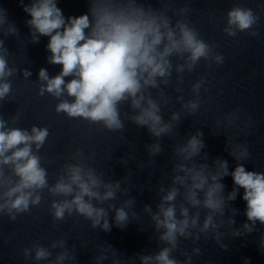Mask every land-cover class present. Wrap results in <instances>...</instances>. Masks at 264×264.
I'll use <instances>...</instances> for the list:
<instances>
[{"label": "clouds", "instance_id": "9594fccd", "mask_svg": "<svg viewBox=\"0 0 264 264\" xmlns=\"http://www.w3.org/2000/svg\"><path fill=\"white\" fill-rule=\"evenodd\" d=\"M58 0H20L23 11L30 16L25 20L29 28L30 43H39L41 37H48L46 45L47 62L59 65L60 71L49 75L45 68L38 71V95H50L58 102L57 114L70 119H81L90 125L97 124L109 132H123L125 121L137 128L147 130L155 142L146 145L149 157L161 155L164 151L161 140L169 137L177 128L182 113L191 116L197 113L202 103L201 89L208 91L209 81L201 76L191 84L193 98L185 100L176 97L181 105L179 112H172L168 120L162 114L163 106L172 97L165 89L176 74V92H182L184 73H193L205 62L207 68L224 64V56L216 51L214 43L202 38L199 30L189 19L193 9L189 4L174 8L173 0H161L154 7L149 0H88V11L79 16L65 17L57 6ZM260 17L252 8L234 5L226 13L222 31L229 37L248 32L258 35L252 29ZM0 105L12 95V77L18 71L25 79L32 75L27 68L18 70L10 66V52L5 40L19 35V29L10 21L5 9L0 8ZM155 92V96H154ZM128 110L124 111L123 106ZM242 109H234L218 120L217 127L237 128L247 133L252 118H241ZM19 112L10 120L0 115V217L7 216L16 221L22 214L40 206L46 191L53 199L49 212L54 223L74 214L90 221L93 229L110 232L113 225L125 229L138 214L131 211L136 198L129 196L130 189L122 188L120 180H106L105 172L97 171L89 163L91 156H85L83 146L70 156L49 181L46 157L40 155L50 135L47 127L32 125L30 128L16 127ZM203 132L199 129L190 134L183 144L172 149L175 163L171 169V181L157 190L159 200L155 211L151 205H144L158 233L157 251L139 254L140 264H193V257L202 255L200 247L190 251L181 250V240L193 244L209 240L223 251L229 245L223 243L229 229L232 238L245 237L259 232L258 250L264 255V172L248 171L244 162L250 158L247 144L231 142L227 138L225 150L236 161L234 170L229 171L228 161L216 157L209 164ZM203 161V162H201ZM154 162V161H153ZM121 164L126 161L120 160ZM231 176L233 188L225 195V177ZM243 189L246 222L235 227L234 216H227L226 206L237 199ZM127 196L117 207V194ZM107 203V208L102 205ZM110 210L114 212L109 222ZM59 249V251H56ZM111 245L102 248L95 264L108 260ZM183 259H178L175 255ZM112 264H120L115 251ZM25 260L36 264H65L76 260L69 252L63 238L44 246L34 242L23 249ZM243 264H251L250 258H243Z\"/></svg>", "mask_w": 264, "mask_h": 264}]
</instances>
